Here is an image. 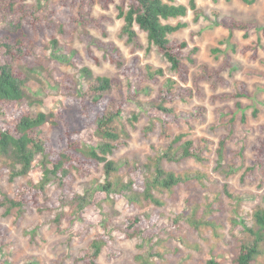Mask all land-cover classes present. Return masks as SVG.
<instances>
[{
	"label": "rangeland",
	"instance_id": "rangeland-1",
	"mask_svg": "<svg viewBox=\"0 0 264 264\" xmlns=\"http://www.w3.org/2000/svg\"><path fill=\"white\" fill-rule=\"evenodd\" d=\"M68 2L71 1L28 0V10L38 12L44 21L42 24L28 17L41 33V39L35 41L28 35L34 27H30V21L25 22L26 39L32 45L15 56L0 47V65L11 64L27 76L24 110L33 116L64 108L68 93H82L92 102L90 86L95 78L119 76L123 96L129 103L118 122L122 143L110 159L118 163L120 169L108 178L100 164L86 177L73 172L65 186L51 182L43 203L54 202L56 206L52 210L39 212L27 207L19 217L17 209L0 207V262L82 264L77 258L90 250L98 235H105L112 239L103 247L99 264H134L139 255L149 256L154 264H206L214 257L224 264H232L239 242L249 239L243 223L253 227L255 212L264 208V173L257 170L253 180L248 171L255 159L253 146L264 138L260 130L264 126V0H254L251 4L243 0H197L203 12L198 21L192 11L184 18L171 21L185 23L186 27L170 38L187 41L190 49L198 48L193 55L195 64L185 61L190 73L186 84L179 83L170 64L149 43L145 32L135 27L140 48H135L122 34L124 22L118 19V2L109 9L96 3L89 12L93 18L111 19L105 23L107 36L92 25L81 26L77 21L79 10L69 8ZM177 2L188 5V0ZM216 12L258 24L259 28L253 29L248 37L241 32H230L218 25ZM20 21L17 15L0 9V43ZM112 44L120 50L126 64L137 57V66L143 72L151 67L161 69L164 74L157 83L137 86L134 81L120 76V70L110 61ZM249 46L258 50L257 60L251 59L252 52L240 53ZM226 55L231 56V67L221 74L226 85L202 82V97L178 99L166 105L172 110L170 113L155 109L154 104L169 80L178 81L176 87H192L201 65L219 68ZM84 68L91 71V76L82 74ZM241 82L246 84L248 96L231 98L236 84ZM105 95L116 101L120 98L117 89ZM222 96L225 98L218 99ZM181 135L182 141L173 143ZM43 136L54 151H61L65 143L51 124L43 127ZM224 137L225 157L220 163L217 150ZM201 139L209 141V149L204 152L205 162L187 159L172 163L162 159L167 171L188 177L172 191L157 193L162 205L128 204L126 198L113 194L105 200L99 191L90 198L93 188L108 180L113 184H127L134 177L135 168H140V181H143L151 176L153 160L169 147L177 148L187 140ZM83 142L91 146L102 139L91 129L83 133ZM40 158L34 162L28 176L10 181L6 171L8 161L0 156V200L5 196L14 199L22 185L42 180ZM74 195L89 197L90 202L80 209L75 202L68 203V198ZM137 215L151 220L148 240L126 238L120 232L127 221ZM207 222H214L215 228ZM258 264H264V254Z\"/></svg>",
	"mask_w": 264,
	"mask_h": 264
},
{
	"label": "trees",
	"instance_id": "trees-1",
	"mask_svg": "<svg viewBox=\"0 0 264 264\" xmlns=\"http://www.w3.org/2000/svg\"><path fill=\"white\" fill-rule=\"evenodd\" d=\"M28 0H0V9L17 15L21 21L15 26L12 32L6 33V38L0 43V47L7 50L9 54L16 55L17 52L26 50L29 42L26 32V23L30 21L29 16L44 21L39 17L38 12L29 11ZM67 6L75 7L79 10L77 21L81 26L92 25L104 36H107L105 23L111 19L106 17L93 18L90 16V10L98 3L103 9H109L110 5L115 4L118 11V19L124 22L122 34L127 36L130 43L135 48H140L139 35L135 27L147 34V39L151 45H154L159 53L170 64L171 70L177 76L179 83H188L190 73L185 64L188 61L195 64L193 57L198 52V48L190 49L187 41H177L170 36L186 27L185 23H171L172 20L188 16L192 11L195 20L198 21L203 12L198 7L197 0H188V5L179 4L177 0H70ZM247 4L254 0H243ZM83 9L84 12H83ZM219 18L218 25L230 32H241L245 37L249 33L259 28L258 24L250 23L237 19L233 16H222L215 13ZM31 32L34 40L41 39V33L30 21ZM264 36V33H263ZM32 48V47H31ZM233 51L236 48L233 45ZM264 50V47H263ZM252 52L251 59H258V50L251 46L242 48V55ZM28 54V52H27ZM27 60V59H26ZM110 61L120 70V76L134 81L137 86L140 83H157L159 76L163 75L161 69L153 70L148 67L145 72L141 70L138 64V58L135 57L130 64H126L120 50L112 44V55ZM231 67V56L226 55L223 64L216 69H210L205 65L200 66V72L192 80V87L177 86L178 81L169 80L167 88L161 91L160 99L155 102L154 107L164 113L172 112L166 105H172L177 101L186 100L196 95L202 97L201 83L213 81V85H226V81L221 74L227 68ZM31 70L32 68L29 67ZM84 76H91V71L84 68ZM27 76L17 67L11 64L0 65V156L8 161L6 171L10 181L19 177H26L33 169L34 162L39 158V163L43 170V178L39 182L29 181L22 185L16 191V198L10 199L4 197L0 200V207L7 209H17L19 217L22 216L27 207L35 208L39 212L52 210L56 204L43 203L47 193L48 185L55 181L60 186H65L71 178L73 172L82 177L89 176L92 169L103 165L104 172L108 178H111L120 169V165L110 159V156L121 145V129L119 119L128 105V98L123 96L122 81L117 77H98L94 79L90 86L93 94L92 102L86 100L82 93H68L66 106L59 108L52 113L40 112L35 116L25 112L24 104L27 98ZM236 92L231 98L247 97L246 84L238 83L235 86ZM112 89H117L120 98L116 101L114 98L105 95ZM138 87L135 88L137 90ZM174 90V91H173ZM222 96L218 99H223ZM51 124L60 132V137L64 141L61 151H54L48 139L43 136V127ZM163 129L166 130V124L163 123ZM93 129L102 139L98 144L91 146L84 145L83 133ZM264 133V126L260 127ZM183 135L174 140L173 143L182 141ZM209 141L187 140L177 148L173 145L160 157H157L153 163L151 176L140 181V168H135L134 177L127 184L116 182L113 184L108 180L106 184L93 188L90 198L93 199L94 193L99 191L103 199H109L113 194L115 197H124L128 204L145 203L162 205V201L157 196L158 192L164 190L172 191L175 187L186 181L188 177H182L172 171H167L162 165V159H167L172 163H181L187 159H195L199 162H205L207 159L204 152L209 149ZM226 137L222 138L217 150L218 161L222 163L225 157ZM254 157L252 167L248 168L250 176L255 180L256 171L264 173V138L259 140V144L253 146ZM233 168V166H231ZM76 204H75V203ZM89 203V197L72 196L68 198V203L77 205L80 209L84 208L85 203ZM150 219L145 220L144 216L137 215L130 218L122 227L120 232L126 238H142L148 240L150 237L149 225ZM255 225L249 227L243 223L244 231L249 234V239L241 240L237 246V251L232 259V264H258V259L264 254V208L257 210L254 214ZM215 228L214 222H207ZM111 236L98 235L90 246V250L80 255L77 262L82 264H99L98 260L103 247L111 242ZM0 264H6L0 262ZM134 264H154L150 257L139 255ZM206 264H224L216 257L211 258Z\"/></svg>",
	"mask_w": 264,
	"mask_h": 264
}]
</instances>
